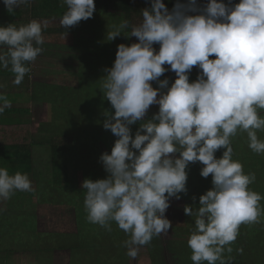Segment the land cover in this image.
<instances>
[{"label": "clouds", "instance_id": "clouds-1", "mask_svg": "<svg viewBox=\"0 0 264 264\" xmlns=\"http://www.w3.org/2000/svg\"><path fill=\"white\" fill-rule=\"evenodd\" d=\"M3 3L14 13L31 0ZM63 4L59 24L65 29L95 12V0ZM140 12L138 24L123 19L107 31L108 41L124 34L138 42L119 44L113 65L99 80L114 109L104 112L103 127L117 139L110 154L99 157L106 178L82 182L86 220L109 232L115 222L127 237L126 255L135 259L141 247L172 228L165 215L170 200L187 194L186 169L200 162V175L211 174L212 188L199 196L198 206L184 207L194 218L187 239L190 259L193 264H232L231 245L240 226L264 217V196L250 188L256 174L246 173L233 159L232 147V138L246 133L251 151L264 154L258 136L264 131V0H206L203 5L176 0L171 9L164 0H150ZM44 27L35 19L0 25V46H6L0 68L14 74V84L23 82L43 52ZM194 67L200 71L190 81ZM167 71L176 77L170 86L169 79H160ZM153 105L158 111L146 118ZM7 106L10 101L0 93V113ZM137 123L133 135L131 126ZM220 149L225 150L217 158ZM17 191H32L28 175L0 167V201Z\"/></svg>", "mask_w": 264, "mask_h": 264}, {"label": "rangeland", "instance_id": "rangeland-1", "mask_svg": "<svg viewBox=\"0 0 264 264\" xmlns=\"http://www.w3.org/2000/svg\"><path fill=\"white\" fill-rule=\"evenodd\" d=\"M37 1L38 0H33V4L37 3ZM0 4H4L3 0H0ZM39 4L43 5L41 2ZM52 5L53 3L47 6L44 4V8L40 11L49 12L53 10L51 9ZM3 8H6L5 5ZM141 8L142 7H140V9ZM16 10L24 11V8L21 5L19 8H16ZM100 14V7L96 5L93 17L86 20V22L82 20L79 24H86L87 27L89 26L95 30L97 29L99 33H105L107 29L111 30V28L108 27L109 24L100 18ZM134 18V23L131 21L129 23L130 25L138 24L141 21L136 16H134ZM51 23L53 25H59L54 21H51ZM77 27L78 24L76 25V28ZM125 31H130V28ZM68 32L69 33L67 35L65 34L64 37L59 38V36L49 35L45 36L44 39L47 41L45 43L51 44L52 48L49 47V51L44 48V50L49 53L53 50L54 54L58 52V49L53 47L52 44H68L69 47L64 49L65 59H59V56H57L58 59L52 61L48 60L50 57H48L47 54L46 56H38L34 65H31L30 72L25 76L26 85L24 86L18 87V85L13 82L5 78H0V92L10 93L14 92L16 89L18 91L17 95L21 96L16 98L15 104H11L4 108L7 111L6 113L0 114V120H5L4 122L0 121V148L3 149L6 146L29 144L32 147L33 162V172L28 176L32 184V191H17L21 195L22 200H16L14 197H11L6 201H0V222L4 224V222L8 223L11 220L18 224L20 220L17 219L20 217L19 214L25 217L31 216V220L35 222L37 226L38 234L60 231L72 232L77 230L76 218L79 217L78 214L80 212L79 210L77 211L74 203L69 202V196L74 194V191L70 190V188L77 191L82 189V182L89 178L90 172H88V169L90 165H92V168L95 167V170L91 171H95L97 178H106L107 173L99 157L106 151L109 154L111 152V150L108 151L101 143L98 147V152L96 153L94 151L95 155H93L90 148L84 145L86 143L85 141H79L78 144L80 148H77L76 141V144L73 145L72 155L69 156L70 166L68 169V178L72 185L69 186V189L67 188L65 190L56 185V172L54 169L55 158L52 147L59 145L61 139L64 138L63 136L66 135V131L62 132L60 129L67 126V123L62 122L63 118L60 116V108H54L50 103V92L44 90L42 86L38 84H43L44 82L48 84H62L65 86L64 89L68 91L69 88H77V77L81 64H90L98 61L95 59L96 55L92 52V50H94L93 41L96 39L95 31L90 33L82 29V31L75 30L74 33ZM99 41L102 42L101 39L97 40V42ZM103 42L105 44L110 41ZM133 42H138L137 38L125 37L124 40L120 35L112 40L111 44L113 43L114 46L117 47L121 43L130 45ZM107 47L106 49L108 50L112 48L111 46ZM115 49L117 48H112L110 52H113ZM116 51L117 50H115L114 54H116ZM67 60L69 64L62 62ZM172 73L173 78L172 80L169 79V86L176 78L174 72ZM160 79L163 80L164 78ZM152 84L153 87L158 86L156 82H152ZM50 86L51 85H49V87ZM54 88L53 86V89ZM35 95L37 97H35ZM47 96L50 97L48 98ZM157 111V105L150 106L146 118L149 116L151 117L153 113ZM1 123L5 125H1ZM58 123L61 124L60 126L62 127H59ZM94 145H96V142H94ZM89 155L94 156V162L86 161ZM0 167H4L2 162H0ZM258 172L260 171H257V175ZM198 176L197 183L202 178L201 175ZM193 182L194 175L191 174L190 183L193 184ZM191 190L188 192L189 197H184L182 193L179 200L175 198L170 200V207L166 210L165 215L171 221L172 228L169 229L168 232L161 233L159 236L154 237L150 244L141 247L135 259L126 255V248L123 246V242L118 246L120 241L113 242L110 238L100 240L104 248L101 249V251L104 254L110 251L118 253L116 264H193L190 259L191 249L187 245L188 235L193 224L191 225L189 223L191 217L185 214L184 207L191 206L190 204H194V201L198 204L199 196L202 195L203 192L198 191L197 187H193ZM31 193H33V197H31ZM193 197H196L197 200H193ZM188 198H190V200H187ZM193 219L194 218H192V220ZM123 238L122 241L127 239L125 233ZM237 240H239L240 243L233 247V252L231 254L235 256L231 255L233 257L232 264H253L248 256L252 250V248L248 246V237H241V239ZM250 242L254 243V241ZM42 246L46 247L44 243ZM5 247L10 249L8 245H5ZM12 247L13 249L15 248L14 245H12ZM260 248L262 249L263 247ZM49 249L51 264H70L73 262L72 253H70L69 249H59V244L57 243L50 245ZM238 249H243L242 253L239 252ZM15 253H17L18 264H41L44 258H48V254L40 256L37 250L26 252L23 247L22 249L15 248Z\"/></svg>", "mask_w": 264, "mask_h": 264}, {"label": "trees", "instance_id": "trees-1", "mask_svg": "<svg viewBox=\"0 0 264 264\" xmlns=\"http://www.w3.org/2000/svg\"><path fill=\"white\" fill-rule=\"evenodd\" d=\"M40 2L46 4V6L50 3H54L55 7L52 12L55 16L61 17L64 11H66V6L63 4L62 0H41ZM181 2H185V0H181ZM198 2L203 5L206 3V0H198ZM224 2L227 3L228 0H224ZM238 2L239 0H232L233 4ZM164 3L169 9H171L176 3V0H164ZM96 5L100 7V18L105 20L107 24H109L108 27L111 28L112 25L118 24L123 19H127L129 23L131 21L134 23V16L141 20L142 16L140 11L146 7H150V0H95V6ZM140 7L142 8L140 9ZM83 21L86 22L85 20ZM75 29L77 31L85 29L90 33L95 31L96 39L93 41L94 50H92V52L96 55L95 59L98 61L90 64H81V68L78 71L77 88H69L68 91L67 89H64L63 86H57L55 84L50 87L49 85L46 87L43 86L44 90L49 91L51 94V98H49L50 96L47 97L53 107L60 108V116L63 118L62 122L67 123V126L60 129L62 132L66 131V135L63 136L64 138L61 139L59 145L52 147L55 158L54 169L56 172V185L64 190L67 188L69 189V186L72 185L68 178V169L70 166L69 156L72 155L73 145L76 144V141L77 148H80L78 144L79 141H85L87 147L90 148L92 154L95 155L94 151L96 153L98 152V147L101 143L109 151L113 147L114 141L117 139L110 130H106L103 127V121L105 119L104 112L106 110L114 112V109H112L110 102L104 99L103 93L99 89V80L106 75L104 70L113 65L116 57L114 52L117 49L113 52L110 51L112 48L117 47H115L113 43L111 44L112 41L109 42L106 38L109 29H107L105 33H99L97 29L95 30L89 26L87 27L86 24H78V27L76 28L75 26ZM121 37L125 40L126 36L121 34ZM99 39H101L102 42H97ZM103 41L109 43L104 44ZM107 46H111L112 48L108 50L106 49L108 48ZM155 48L158 50L159 45H155ZM165 67L169 66L165 65ZM199 71L198 68H193L190 73V81L197 78ZM160 78L172 80L173 73L172 71H167ZM53 86L55 87L54 89ZM10 98L12 100L14 99L13 97ZM8 100L10 101L9 98ZM3 112L5 113L7 111L4 110ZM260 114L264 116V110H262ZM148 118L151 117L149 116ZM60 125L61 124L58 126L62 127ZM138 127L139 123L131 126L133 135ZM258 136L260 139L264 140V131H259ZM94 142H96V145H94ZM232 147L233 159L241 162L246 173L252 172L253 169V172L256 174V180L250 185V188L264 196V154L258 155L251 151L248 147L246 133H238L237 136L233 137ZM31 148L32 147L29 144L6 146L3 149L0 148V162H2L3 166L8 169L10 174L19 171L30 176L33 172ZM224 150L225 149L218 150L215 153L216 157L220 158ZM87 161L94 162L95 159L92 157L88 158ZM202 167L203 165L200 162L189 164L188 169H186L188 172V180L186 184L188 191L187 194L183 195L184 197L188 196V192L193 187H197L198 191L203 192V194L212 188L211 174L207 178L201 176L202 178L197 183L199 178L198 175H200V169ZM91 170H95V167L92 168V165H90V168L88 169V172H90L88 179H92L93 181L99 179V177H96L95 171ZM257 171H260L258 172V175ZM191 174L194 175L193 184L190 183ZM70 190L74 191V194L69 196V202L74 203L75 208L80 212L78 214L79 217L76 218L77 230L72 232L60 231L38 234L37 226L35 222L31 220V216L25 217L21 214H19L20 217L17 218L20 219L18 224L11 220L9 221L10 223L8 221V223L4 222V224L0 222V264H18L19 261L17 253H15V248L22 249V247L26 252L37 250L40 256L48 254V258H44L41 264H51L49 247L50 245H53V243L59 244V249L65 248L70 250L73 259V262L70 264H116L118 253L110 251L107 254H104L101 251V249L104 248L102 247V241L100 240L110 238L113 242L120 241L118 244L119 246L123 242L122 239H124V232L118 228L115 222L112 223L111 232L106 231L99 225L87 222L83 204L84 190L80 189L77 191L73 188H70ZM12 197L16 200H22L21 195L18 192L12 195ZM31 197H33V193H31ZM187 200H190V198ZM196 203L194 201V204L192 203L190 205L193 207L198 206L199 202L198 204ZM260 203L261 206L264 207V199H262ZM189 223L191 225L194 223L192 218ZM241 237H248L249 239L248 246H250L252 250L248 256L249 260H252L251 263L264 264V217H261L260 222L256 224H242L237 239H241ZM237 239L231 245L232 248L240 243ZM250 241H254V243H251ZM43 243L46 247L42 246ZM5 245L10 246V249H7ZM12 245H14V249ZM260 247L263 248L261 249Z\"/></svg>", "mask_w": 264, "mask_h": 264}, {"label": "crops", "instance_id": "crops-1", "mask_svg": "<svg viewBox=\"0 0 264 264\" xmlns=\"http://www.w3.org/2000/svg\"><path fill=\"white\" fill-rule=\"evenodd\" d=\"M40 1L41 0H38L37 3L33 4V0H31V3L29 5H22V7L24 8V11H18L15 9L14 13H9L6 8H3L4 4H0V25L6 26L8 24L15 23L17 26H19L20 24H26L29 21L35 19V20L41 22L42 25L46 24V27H44L43 31H42V35H43L44 39H45V36H49V35L59 36V38H60V37H64L65 34L67 35L69 33L68 31L73 32V33L75 32V30H76L75 26L69 27L67 29H65L63 26H60L59 21H60L61 17L53 15L52 10L49 12L40 11L44 8V6H43L44 4L43 5L39 4ZM54 7L55 6L53 3L51 9H53ZM51 21H54L56 24H59V25H53L51 23ZM45 42H47V41H45ZM52 46L55 47L56 49H58V52H56L55 54H54V50L50 53L47 52V51H49V47H51V44L44 43L42 45V47H43V49L46 48L47 51L43 50V52L39 56H43V55L46 56V54H47V56L50 57V59H48V60H52V61H54V59H58V58L59 59L60 58L65 59L64 49L68 48L69 45L68 44L62 45V44L58 43L57 45L52 44ZM0 51H6V47L0 46ZM57 56H59V57L57 58ZM62 62L69 64L68 60L62 61ZM34 63H35V61L31 62V64L29 65L30 69H31V65H34ZM0 78H5L6 80L13 82L14 74L9 69L0 68ZM24 85H26L25 78H24L23 82L18 85V87L24 86ZM38 85L42 86V88L44 89L43 86L46 87L48 85H53V84H48V83L44 82L43 84H38ZM55 85L65 87L62 84H55ZM17 92L18 91L15 89L14 92L6 93V92L1 91L0 93L5 94L10 99V105H11V104L16 103L17 97H21L20 95H17ZM10 97H13L14 99L12 100ZM32 101H33V99H32ZM0 114H4V112H2ZM0 121L4 122L5 120H0ZM3 124L4 123H1V125H3ZM84 145H86V144H84ZM92 157H94V156L89 155L87 157V159L92 158ZM87 159H86V161H87Z\"/></svg>", "mask_w": 264, "mask_h": 264}]
</instances>
